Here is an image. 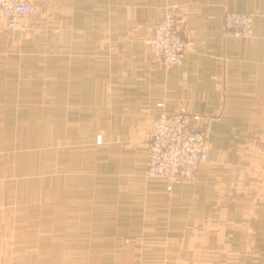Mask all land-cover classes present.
<instances>
[{"label": "crops", "instance_id": "1", "mask_svg": "<svg viewBox=\"0 0 264 264\" xmlns=\"http://www.w3.org/2000/svg\"><path fill=\"white\" fill-rule=\"evenodd\" d=\"M167 13L195 41L171 69ZM180 108L208 159L168 192L147 145ZM0 264H264V0H47L22 36L0 15Z\"/></svg>", "mask_w": 264, "mask_h": 264}, {"label": "built area", "instance_id": "2", "mask_svg": "<svg viewBox=\"0 0 264 264\" xmlns=\"http://www.w3.org/2000/svg\"><path fill=\"white\" fill-rule=\"evenodd\" d=\"M31 0H0V15L8 30L16 29L22 35L35 26L36 17L44 8ZM28 16L27 19H24ZM253 14L226 10L224 27L235 36L251 37ZM192 37H183L176 25V16L167 13L153 26L147 39L152 56L165 69L182 63L186 50L194 44ZM208 159L207 128L200 114L189 113L184 108L163 111L152 119L147 150L148 178L165 181L166 190L171 192L175 184L192 178L199 166ZM135 237L121 239L128 247Z\"/></svg>", "mask_w": 264, "mask_h": 264}, {"label": "rangeland", "instance_id": "3", "mask_svg": "<svg viewBox=\"0 0 264 264\" xmlns=\"http://www.w3.org/2000/svg\"><path fill=\"white\" fill-rule=\"evenodd\" d=\"M46 2H47V0H46ZM43 11H44V8L41 10L40 14H41ZM40 14H39V15H40ZM39 15H38V16H39ZM38 16H37V17H38ZM37 17H36V19H37ZM34 27H35V26H34ZM32 30H33V29H32ZM32 30H30V31H32ZM30 31H28V32H30ZM28 32H26V33H28ZM24 34H25V33H24ZM22 35H23V34H22ZM22 35H21V36H22ZM100 140H101V138H100V136H99V141H100ZM147 146H148V145H147ZM128 236H131V235H128ZM124 237H127V236H122V237H120V239H119V243H120V245H121V239L124 238ZM132 237H134V236H132ZM135 239H136V241H137V238H136V237H135ZM136 241H135L134 243L130 244L128 247H123L122 245H121V247H122V248H125V249H126V248H129V247H131L132 245H134V244L136 243Z\"/></svg>", "mask_w": 264, "mask_h": 264}]
</instances>
